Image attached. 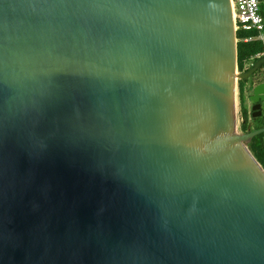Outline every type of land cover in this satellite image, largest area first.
I'll return each mask as SVG.
<instances>
[{"label":"water","instance_id":"1","mask_svg":"<svg viewBox=\"0 0 264 264\" xmlns=\"http://www.w3.org/2000/svg\"><path fill=\"white\" fill-rule=\"evenodd\" d=\"M232 0H0V264H264V167Z\"/></svg>","mask_w":264,"mask_h":264},{"label":"trees","instance_id":"2","mask_svg":"<svg viewBox=\"0 0 264 264\" xmlns=\"http://www.w3.org/2000/svg\"><path fill=\"white\" fill-rule=\"evenodd\" d=\"M261 3V13L264 17V0H259ZM253 35L254 33H250ZM248 34L238 33V38L241 40ZM238 52H239V71L240 73H246L251 67L249 65H254L258 61V57L264 54V44L255 41V42H240L238 44ZM250 81H240L239 82V92H240V100H241V113H242V127L241 131L244 134L249 132H256L264 129V124L260 120H253L252 111L248 106V84ZM253 123V125H251ZM250 148L256 157V159L260 162V164L264 167V134L256 137Z\"/></svg>","mask_w":264,"mask_h":264},{"label":"built area","instance_id":"3","mask_svg":"<svg viewBox=\"0 0 264 264\" xmlns=\"http://www.w3.org/2000/svg\"><path fill=\"white\" fill-rule=\"evenodd\" d=\"M235 12V24L237 38L238 33H245L240 42L248 43L259 41L264 44V17L261 13V3L259 0H232ZM250 33H254L251 35ZM264 55V54H263ZM260 55L258 58H260Z\"/></svg>","mask_w":264,"mask_h":264},{"label":"flooded vegetation","instance_id":"4","mask_svg":"<svg viewBox=\"0 0 264 264\" xmlns=\"http://www.w3.org/2000/svg\"><path fill=\"white\" fill-rule=\"evenodd\" d=\"M261 71H263L262 73H261ZM260 72H258V74H256L254 77H253V79L254 80H256V79H258L259 77H261V76H264V68L261 70ZM251 106V108H253L255 105L254 104H252V105H250ZM258 120H260V121H264V116L262 117V118H259Z\"/></svg>","mask_w":264,"mask_h":264},{"label":"rangeland","instance_id":"5","mask_svg":"<svg viewBox=\"0 0 264 264\" xmlns=\"http://www.w3.org/2000/svg\"><path fill=\"white\" fill-rule=\"evenodd\" d=\"M249 67H251V65H249ZM263 71H261L262 73ZM242 74V73H241ZM239 106H240V114H241V121L243 123V119H242V113H241V100H240V92H239ZM248 106H249V103H248ZM262 122L264 123V121L262 120Z\"/></svg>","mask_w":264,"mask_h":264},{"label":"crops","instance_id":"6","mask_svg":"<svg viewBox=\"0 0 264 264\" xmlns=\"http://www.w3.org/2000/svg\"><path fill=\"white\" fill-rule=\"evenodd\" d=\"M249 108L251 109V106H250V104H249ZM264 124V123H263ZM251 125H253V123H251Z\"/></svg>","mask_w":264,"mask_h":264}]
</instances>
